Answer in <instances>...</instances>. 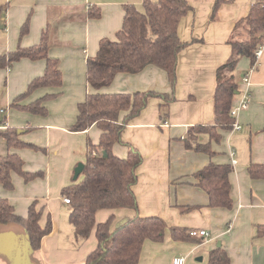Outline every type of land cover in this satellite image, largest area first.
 Segmentation results:
<instances>
[{"label": "crops", "instance_id": "crops-1", "mask_svg": "<svg viewBox=\"0 0 264 264\" xmlns=\"http://www.w3.org/2000/svg\"><path fill=\"white\" fill-rule=\"evenodd\" d=\"M255 1L224 0L211 21L215 0H186L191 11L181 19L177 34L189 44L178 54L173 93L166 73L151 65L137 74L118 73L110 85L99 91L153 92L171 97L165 101L148 99L138 117L124 128L121 141L112 147V153L120 159L126 158L129 151L141 156L132 188L138 214L159 217L166 224L162 241H144L138 264H171L178 255L185 258L186 264L188 260L203 262L218 242L230 264H264V235L256 236L257 228L264 227V179H251L247 171L250 164H264V43L253 67L247 58H242L235 69L238 91L245 88L239 78L247 76L250 84L248 108L235 118L241 129L221 131L220 141L210 142L211 157L186 149L183 142L190 128L213 123L216 71L230 57L228 41ZM128 4L138 3L0 0V8L5 7L0 12V55L18 47L38 46L42 33H46L48 56L57 61L61 74L59 87L38 89L14 107L13 101L29 83L43 75L45 60L21 59L9 69H0V131L16 129L21 141L40 149H8L0 138V156L15 153L23 161L24 171L43 173L28 183L12 174L13 189L0 185V198L6 199L20 216H25L29 205L38 200L44 208L40 224H45L47 216L52 224L51 232L42 238L36 251L31 249L22 227L0 225V264H85L97 245L94 231L85 241L75 243L67 205L57 192L72 182L75 167L85 164L87 140L98 143L100 131L95 126L84 132H71L70 128L76 120L77 105L92 92L86 83V59L96 55L102 39H114L123 22V6ZM92 8L99 10V18L88 17ZM27 19V33L20 37ZM241 32L236 39H244ZM49 95L52 98L43 103L44 116L20 109ZM239 97L238 93L232 107ZM94 130L95 137L91 139L89 135ZM199 141L207 143L208 135H202ZM231 160L236 161L234 166ZM209 163L232 166L228 177L231 209L209 208L207 195L197 186L194 174ZM111 213L112 230L135 215L131 209L101 210L95 215L96 222H104ZM174 227L206 231L208 235L188 242L173 241L170 228Z\"/></svg>", "mask_w": 264, "mask_h": 264}, {"label": "trees", "instance_id": "trees-1", "mask_svg": "<svg viewBox=\"0 0 264 264\" xmlns=\"http://www.w3.org/2000/svg\"><path fill=\"white\" fill-rule=\"evenodd\" d=\"M223 2L224 0H215L211 21L215 20L217 10ZM4 9L5 7L0 8V12ZM92 9L88 11V17L99 18V10ZM123 11V22L114 39H102L96 55L86 59V83L92 92L77 105L76 120L70 128L71 132H84L95 126L100 131L97 144L87 140L86 161L82 173L61 191L62 198L69 199L66 204L68 221L73 227L75 243L85 241L92 231L95 232L97 245L87 255L85 264H138L144 241H162L166 229V224L161 218L141 217L138 214L132 188L137 181L136 169L142 162L141 156L129 151L126 158L120 159L114 156L112 147L121 141L124 128L138 117L148 99L155 97L165 101L171 97L153 92L102 94L99 91L110 85L116 74H137L151 65L166 73L173 93L178 54L189 44L179 39L177 29L181 19L191 11V7L186 0H142L141 9L128 4L123 6ZM27 30L28 19L20 29V37H23ZM239 31H242L246 38L236 39L235 35ZM263 43L264 0H256L247 16L236 24L234 35L228 41L231 47L230 57L216 71L213 123L190 128L183 141L186 149L213 156L210 142L218 143L221 131L231 130L235 121L230 115L235 93H239L235 69L242 58H247L253 67L256 64L255 53ZM21 59H43L45 70L42 76L32 80L26 91L13 101L14 107H19L17 104L20 100L38 89L56 88L61 85L57 61L48 56L46 33H42L38 46L27 49L18 47L12 53L0 55V69H9ZM50 98L52 96H45L30 105L21 106L20 109L44 116L46 110L43 103ZM164 116L162 115V118ZM202 135L209 137L205 144L199 141ZM19 136L13 128L7 127L0 131V138L5 141L8 149L40 150L21 141ZM247 171L251 179H264V164H250ZM231 172V165L209 163L194 174L197 186L208 197L209 208L231 209L228 180ZM12 174L21 177L26 183L43 176L42 172L24 171L23 161L15 153L0 156V185L9 191L13 189ZM119 209H131L135 211V215L113 230L112 213L104 222H96L95 215L98 211L113 212ZM43 210V205L34 200L29 205L27 214L20 216L6 199L0 198V225L16 224L22 227L28 236L31 249L36 251L40 248L42 238L52 230L49 216L43 226L40 224ZM189 232L190 230L182 228H170L173 241L188 242L198 238L191 237ZM263 235L264 227H258L256 236ZM207 264H230L229 257L221 245L208 252Z\"/></svg>", "mask_w": 264, "mask_h": 264}, {"label": "built area", "instance_id": "built-area-1", "mask_svg": "<svg viewBox=\"0 0 264 264\" xmlns=\"http://www.w3.org/2000/svg\"><path fill=\"white\" fill-rule=\"evenodd\" d=\"M259 55H260V49L258 51H256V53H255L256 58ZM241 83L245 86V88L239 90V96H240L239 100L236 103V105L231 108V112H230V115L232 117H234V119L236 118L237 114L240 111L246 110L248 108L249 100H250V92L248 90V87H249L250 84H249V80H248L247 76H244L241 79ZM240 129H241L240 125L236 121H234V123L232 124L231 131L235 132V131H239ZM231 154H233V151H232ZM235 163H236L235 160H231V165L232 166H234ZM63 202L65 204H68L69 203V199L63 198ZM189 235L191 237H205L208 234L205 231H201V230L200 231L190 230ZM185 262H186L185 258L183 256L178 255V256L173 257V259L171 261V264H185Z\"/></svg>", "mask_w": 264, "mask_h": 264}, {"label": "rangeland", "instance_id": "rangeland-1", "mask_svg": "<svg viewBox=\"0 0 264 264\" xmlns=\"http://www.w3.org/2000/svg\"><path fill=\"white\" fill-rule=\"evenodd\" d=\"M135 2H137L138 4H136V5H134L135 7H137L138 9H141V0L139 1V0H134ZM244 38H246V36L244 37ZM239 80H241L240 78H239ZM95 132H96V130H94L92 133H91V136L89 135V137L92 139V137H95ZM46 153H47V150H46ZM70 180H71V177H70ZM69 180V181H70ZM62 189L63 188H61V190H59L57 193H58V195H59V197H60V199L62 198V196H61V191H62ZM63 199V198H62ZM63 209L65 210V206H63ZM206 232V231H205ZM190 262H192L193 264H207V260L206 261H203V262H193V261H191V260H188L187 261V263H189L190 264ZM185 264H186V262H185Z\"/></svg>", "mask_w": 264, "mask_h": 264}, {"label": "water", "instance_id": "water-1", "mask_svg": "<svg viewBox=\"0 0 264 264\" xmlns=\"http://www.w3.org/2000/svg\"><path fill=\"white\" fill-rule=\"evenodd\" d=\"M235 95H238V93H235ZM18 133H20V131H18ZM83 168H84V164H82V163H79L75 167L74 172H73V180L78 179V177L80 176V174L83 171ZM219 246H220V242L217 243V247H219Z\"/></svg>", "mask_w": 264, "mask_h": 264}]
</instances>
